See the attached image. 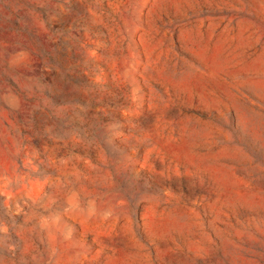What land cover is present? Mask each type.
<instances>
[{
    "label": "rangeland",
    "instance_id": "374dc122",
    "mask_svg": "<svg viewBox=\"0 0 264 264\" xmlns=\"http://www.w3.org/2000/svg\"><path fill=\"white\" fill-rule=\"evenodd\" d=\"M0 264H264V0H0Z\"/></svg>",
    "mask_w": 264,
    "mask_h": 264
}]
</instances>
